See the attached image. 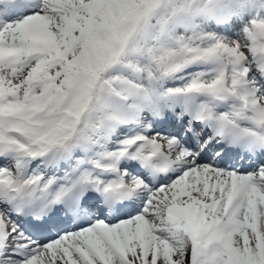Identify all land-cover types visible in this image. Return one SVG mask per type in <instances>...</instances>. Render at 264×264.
Segmentation results:
<instances>
[{"label": "snow or ice", "instance_id": "obj_1", "mask_svg": "<svg viewBox=\"0 0 264 264\" xmlns=\"http://www.w3.org/2000/svg\"><path fill=\"white\" fill-rule=\"evenodd\" d=\"M0 264H264V0H0Z\"/></svg>", "mask_w": 264, "mask_h": 264}]
</instances>
